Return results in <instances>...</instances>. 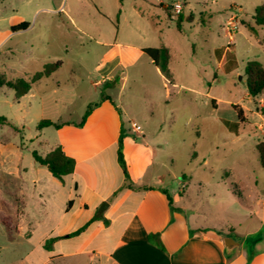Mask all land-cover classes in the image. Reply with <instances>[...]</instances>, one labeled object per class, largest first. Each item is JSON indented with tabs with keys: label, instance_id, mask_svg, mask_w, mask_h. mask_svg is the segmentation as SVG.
I'll use <instances>...</instances> for the list:
<instances>
[{
	"label": "rangeland",
	"instance_id": "rangeland-1",
	"mask_svg": "<svg viewBox=\"0 0 264 264\" xmlns=\"http://www.w3.org/2000/svg\"><path fill=\"white\" fill-rule=\"evenodd\" d=\"M174 3L182 5L180 12L174 11ZM263 4L264 0H123L121 7L119 0L1 1L0 76L29 80L46 64L62 65L20 99L12 89L0 87V118L7 121L0 123V177L10 181L18 164L35 162L33 151L43 155L36 140L41 120L61 116L78 121L88 105L109 91L131 115L126 126L139 125L146 133L155 148V162L173 157L167 169L157 168L169 192L171 187L183 188L185 203L201 222L222 225L229 238L264 250V169L256 147L264 140V91L250 97L245 73L248 61L264 66V26L257 27L256 34L247 29ZM63 19L73 20L75 28L62 25ZM22 22L29 28L11 34ZM114 40L167 48L171 78L143 55L117 70L114 87H96L104 74L96 70L104 43ZM215 50L225 54L221 62ZM238 108L244 123L238 121ZM234 123L237 134L229 127ZM11 188L0 187V218L6 223H0V264H41L59 248L37 246L43 231L33 240L15 231L18 202ZM241 189L246 203L240 201ZM25 214L22 220L32 219ZM50 264L68 263L55 258ZM83 264L98 262L85 257Z\"/></svg>",
	"mask_w": 264,
	"mask_h": 264
},
{
	"label": "crops",
	"instance_id": "crops-1",
	"mask_svg": "<svg viewBox=\"0 0 264 264\" xmlns=\"http://www.w3.org/2000/svg\"><path fill=\"white\" fill-rule=\"evenodd\" d=\"M61 22L64 26H76L73 20ZM14 32L17 31L11 30V34ZM115 40L104 43L106 49L96 67L104 74L96 81V87H114L117 70H124L145 55L143 49L151 48ZM224 56L220 52V62ZM157 71L160 72L158 68ZM102 95L111 100H101ZM94 104L97 106L81 127L77 124L82 117L69 121L59 116L51 121L65 125L59 129L44 127L36 139L43 148V155L38 153L42 157L60 146L75 161L73 173L65 176L63 183L36 161L18 164L10 181L0 177V187L11 185L18 202L15 231L22 232L28 240L43 231L36 243L38 247L45 250L49 239L65 237L87 225L76 237L56 240L52 249L59 251L41 264H50L55 258L68 264H83L85 257L98 264H264V250L249 249L244 240L234 239L237 245L226 247L224 239L232 236L222 225L201 222L194 209L185 203L183 188L171 187L173 192H169L165 177L157 168L167 169L168 164H173V157L155 162V148L147 141L146 133L143 130L134 133L126 126L125 121L130 122L131 115L109 91L100 94ZM121 131L125 134L123 156L134 188L125 183L117 159ZM240 199L246 203L243 191ZM70 200L72 205L66 211ZM26 212L31 220H22ZM68 244L74 245L63 249Z\"/></svg>",
	"mask_w": 264,
	"mask_h": 264
},
{
	"label": "trees",
	"instance_id": "trees-1",
	"mask_svg": "<svg viewBox=\"0 0 264 264\" xmlns=\"http://www.w3.org/2000/svg\"><path fill=\"white\" fill-rule=\"evenodd\" d=\"M3 0H0V2ZM120 6H123V0H119ZM121 13V9L118 11V16ZM181 17H178L177 21H180ZM253 25H247V29L250 33L256 34V28L257 27H263L264 26V4L258 6L255 9V12L252 16ZM29 24L27 22H22L16 26H13L11 28L12 31H19V30H25L27 29ZM143 53L150 58V60L153 62L154 66L157 67L162 75H164L167 79L171 78V72L169 69V59L170 54L167 48H145L142 50ZM220 50H217L216 53L220 55ZM62 65V62L57 61L52 64H46L44 68L40 71L35 73L31 79L26 80L23 78H19L16 80H9L6 78L5 75L0 76V87H7L9 89H12L15 94L16 99H20L23 96H25L30 90L34 83L40 81L41 79L45 77H49L52 73L57 71ZM245 73L247 76L246 79V85L248 90V95L250 97H256L259 94H261L264 91V66L259 63L258 61H248L245 68ZM101 100H111L110 97L106 95L101 96ZM97 106V104L89 105L87 110L85 111L81 121L77 124L78 127H81L84 122L86 121L88 115L91 113L92 109ZM238 115V121L239 123H244L245 119L243 117V110L241 108H238L237 111ZM5 118H0V123H6ZM65 123H54L51 120H41L38 124V129H42L44 127L54 126L55 128L59 129L61 128ZM230 130L237 134L238 132V126L237 123L229 124ZM125 138V134L123 131H121L119 140H118V148H117V159L118 163L123 171L125 183H127V186L130 188H134L131 184L130 176L127 170V165L123 156V140ZM257 151L259 154V161L264 169V140L259 142L257 144ZM32 156L34 160L41 166L48 167V170L50 173L60 182H64V177L73 173L75 169V161L72 158L67 157L64 152L62 151V148L60 146L53 149L51 152H49L45 157H42L37 153V151L32 152ZM239 197L241 198V193L239 192ZM169 205L172 210H174L172 206V200L168 198ZM72 205V200L68 202L66 211L70 209ZM93 219H100L98 217H95ZM106 223L105 219H101ZM3 222L5 225V221L0 218V223ZM87 225L79 228L78 230L68 234L65 237H59V238H51L49 239L45 245L44 248L46 250H51L52 244L58 240L63 238H72L78 236L80 233L84 231Z\"/></svg>",
	"mask_w": 264,
	"mask_h": 264
},
{
	"label": "built area",
	"instance_id": "built-area-1",
	"mask_svg": "<svg viewBox=\"0 0 264 264\" xmlns=\"http://www.w3.org/2000/svg\"><path fill=\"white\" fill-rule=\"evenodd\" d=\"M172 6H173L174 11L176 12H180L182 10V5L180 3H174ZM130 130L134 133L142 132L141 127L135 124L130 125Z\"/></svg>",
	"mask_w": 264,
	"mask_h": 264
},
{
	"label": "water",
	"instance_id": "water-1",
	"mask_svg": "<svg viewBox=\"0 0 264 264\" xmlns=\"http://www.w3.org/2000/svg\"><path fill=\"white\" fill-rule=\"evenodd\" d=\"M101 210L103 211V208L102 207H101ZM224 244L228 248H232L233 246L237 245L235 243V241L233 239H231V238H225L224 239Z\"/></svg>",
	"mask_w": 264,
	"mask_h": 264
}]
</instances>
